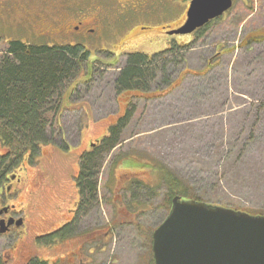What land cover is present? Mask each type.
<instances>
[{
  "label": "rangeland",
  "instance_id": "rangeland-1",
  "mask_svg": "<svg viewBox=\"0 0 264 264\" xmlns=\"http://www.w3.org/2000/svg\"><path fill=\"white\" fill-rule=\"evenodd\" d=\"M143 2L140 9L130 10L126 26L114 39L109 34L95 43L97 50L81 63V74L68 81L60 109L50 119L52 126L48 125L46 132L58 146L61 128L66 145L71 147L67 151L44 148L38 173L50 174L58 184L49 185L51 189L42 186L35 195L34 190L24 195L25 234L18 240L11 264H25L29 256L54 258L62 253L58 247L57 253H52L35 245L33 234L52 230L66 219L60 211L68 213L75 192L73 196L69 193L70 201L56 205V215L51 208L61 193L72 188L66 177L76 171L79 141L87 146L98 138L107 130V117L113 121L128 105L130 115L118 129L121 144L101 153L99 159L100 205L96 215L86 218L85 227L100 225L102 236L95 253L89 256V264H153L151 235L168 213L159 168L171 170L204 203L264 213V41L246 46L247 38L264 37V0H233L231 8L207 26L192 35L171 38L163 36L161 27L174 28L182 23L189 1ZM29 5L26 10L31 14L22 6H14L15 12L7 14L8 19L0 18V53L9 40L42 43L16 26L15 20H27L26 16L33 19L34 14L45 17L54 8L46 0H30ZM69 38L46 42L73 45L72 41H77ZM170 41L175 48L146 68L150 73L148 92L117 94L116 80L128 59L124 52L154 54L167 48ZM90 73L93 75L89 79ZM56 106H48L46 114ZM99 120L100 124L95 122ZM8 145L9 149L17 148L16 142ZM4 149L0 148L1 152ZM49 149L53 150L48 157ZM125 161L133 166H125ZM23 170L28 173L31 168L25 165ZM132 175L145 180L155 192H147L144 187L132 197L122 188ZM28 179V174L20 179L22 189ZM108 185L112 186V196ZM110 220L112 231L106 236ZM16 236L17 232L0 235V260L14 245Z\"/></svg>",
  "mask_w": 264,
  "mask_h": 264
},
{
  "label": "flooded vegetation",
  "instance_id": "flooded-vegetation-1",
  "mask_svg": "<svg viewBox=\"0 0 264 264\" xmlns=\"http://www.w3.org/2000/svg\"><path fill=\"white\" fill-rule=\"evenodd\" d=\"M43 1V0H42ZM190 2V0H188ZM30 0H0V18L8 19L7 14H12L14 6H22L25 8H29ZM46 3L51 4L54 8L51 11L45 14V17H40L37 14H34L33 19L30 16H26L27 20L23 17L15 20L17 21L15 24L18 27H22L28 34H32L34 37H38L42 40L41 44L47 45H68V44H51V42H46L47 40H56L61 38H66L69 36V39H77V41H72L73 45L82 46L83 49L87 52V58L90 53H94L96 49V42H99L104 37H108L109 34H112V39L115 38L117 32L122 26H126L128 14L130 10H134L136 8H141L145 3L143 0H46ZM233 3V0H232ZM189 5V3H188ZM133 7V8H132ZM188 8V7H187ZM187 10V9H186ZM28 14H31V10L25 11ZM104 15V13H106ZM5 15V16H4ZM184 19L182 23L175 26L174 28H168L170 26L166 25L161 27L163 29V36H168L171 38L176 34H170L169 31L174 30L181 26L186 18V11L183 12ZM12 17V16H11ZM59 17V19H57ZM11 22L13 18L9 19ZM37 21V28L35 29L34 23ZM122 24V25H120ZM118 27V28H117ZM139 28V27H138ZM140 30V28H139ZM186 34L192 35L195 31ZM132 31V30H131ZM168 38V39H169ZM260 39V36H253L247 38L246 46L254 43L264 41V37ZM25 42V41H23ZM26 43H29L26 41ZM169 45L167 48L161 50L164 51L172 47L171 41L168 42ZM131 46L126 49L130 50ZM125 50V49H124ZM123 51V50H122ZM121 51V52H122ZM160 51V52H161ZM134 52V51H132ZM124 52L125 55L132 53ZM113 55V54H112ZM88 60V59H87ZM88 73V72H87ZM81 74V73H79ZM86 74V73H84ZM83 74V75H84ZM93 73H90L88 78H92ZM86 78V79H88ZM128 91H139L140 90H124L122 92ZM119 92V93H122ZM148 92V91H146ZM117 92V94H119ZM70 96V95H69ZM61 104V102H60ZM129 106H127L126 110H129ZM125 110V111H126ZM125 111L121 112L122 114L118 115L113 121L112 118L107 117L108 121L106 124L107 130L104 133H101L98 138H94L90 141L87 146L83 145L81 141H79L81 147L77 150L76 158L77 164L75 165L76 171H72L67 174V181L71 184V189L66 190L64 193L60 194V199L57 202H54L52 205V213L55 215L57 211L55 209L56 205L59 203L64 205L66 201H70L72 197L69 193L74 195L72 202H69L71 206L68 210V213L64 214L65 211L61 210L60 213H63L66 218L63 223L57 224L53 229L42 231L44 233L37 234L33 239L35 245H40L48 249V251H52V253H57L58 249L61 248L62 253H58L54 258H45L40 256H29L28 260L25 264H32L33 262H43L44 264H56V261L61 264H89L91 258L89 257L91 254L95 253L96 246L99 244L102 229L100 225L95 228V223L91 228H86V218L91 215H96L97 210L100 205V196L98 195V185H97V176L100 168V156L101 153L106 154V152H111L116 146H119L121 143L112 146L104 140L105 138H112L109 135V128L118 123L119 119H122ZM95 122H101L95 121ZM95 124V123H93ZM100 124V123H99ZM59 136L61 140V145L55 146L53 145L55 140L51 138L46 143H40L38 149L31 151L30 153L25 154L22 158L17 159L10 168L3 173V176H0V235H7L10 233L17 232L16 240L14 245L6 251L4 255V259H2V264H11L15 259L14 254L16 253L15 248L17 247L18 240L22 238V234H25V226H26V206L25 205V194L33 191L35 195L38 193V189L40 187H45L49 185H56L58 182H55L51 179L50 174L44 175V173H38V168L40 163V159L44 158V148L57 147L60 151H67L71 146L66 145L64 141V135L59 128ZM57 142V141H56ZM63 143V145H62ZM0 148L4 149L2 144L0 143ZM53 149H49L48 157L52 154ZM5 149L3 152L0 150V163L5 160ZM87 156L95 157V166H97L96 172L94 170L91 171V178L93 182L92 193L85 192L84 184L82 180L83 175V163L84 159ZM110 157V154L108 158ZM42 162V161H41ZM27 165L31 168L30 172L24 173L23 167ZM125 166H133L130 162L125 161ZM129 167V168H131ZM110 169L112 170V160L110 163ZM48 171L47 173H49ZM25 174L29 175V179L24 185L23 189L21 188L20 179L25 178ZM71 175V176H70ZM69 176V177H68ZM47 179V180H45ZM112 181V178H111ZM123 184V190L126 192H131V196L136 193V191H140L144 187L145 190L150 193H154L153 187L148 185L145 180L138 177L137 175H132L127 178ZM161 182L163 183V179L161 176ZM43 183V184H41ZM20 186V187H19ZM74 186V187H73ZM109 194L112 196V186H106ZM51 189V188H50ZM157 191V189L155 188ZM149 193V194H150ZM147 194V195H149ZM146 195V196H147ZM138 198V197H137ZM72 204V205H71ZM112 207V201L109 202ZM137 205H142L137 202ZM164 207V206H162ZM99 212V211H98ZM99 219V218H98ZM97 219V220H98ZM95 221V220H94ZM56 224L53 223V225ZM22 227V229H21ZM109 231L106 236H110L112 231V220L109 221L107 227H105ZM15 231V232H14ZM40 233V232H38ZM21 240V239H20ZM60 246V247H59Z\"/></svg>",
  "mask_w": 264,
  "mask_h": 264
},
{
  "label": "trees",
  "instance_id": "trees-1",
  "mask_svg": "<svg viewBox=\"0 0 264 264\" xmlns=\"http://www.w3.org/2000/svg\"><path fill=\"white\" fill-rule=\"evenodd\" d=\"M6 46L5 51L0 53V143L9 153L5 155V160L2 157L1 177L17 159L38 149L40 143L49 141L51 137L47 135L46 129L48 125L52 126L50 119L60 109L61 104L58 102L64 89L69 80L79 75L81 63L87 60V52L79 45L35 44L15 39L6 42ZM174 48L154 54L139 51L127 54L126 65L120 69L116 80L117 92L130 89L148 91L150 73L146 68L151 61ZM52 105L56 107L49 118L50 114L46 113H49L50 109L47 108L48 106L51 108ZM129 115L130 111L126 110L122 119L109 128V135L112 138H105L107 143L115 146L122 142L118 140V129ZM8 142L10 144L16 142L17 148L9 149ZM94 162L95 157L87 156L83 163L81 181L86 189L85 192L89 195L93 188L91 171L96 172L98 166V163L95 166ZM159 171L166 187L165 207L168 212L171 200L175 196L181 199L204 201L171 170L159 168ZM253 215H264V213H253ZM0 264H2L1 260ZM32 264L44 263L36 261Z\"/></svg>",
  "mask_w": 264,
  "mask_h": 264
},
{
  "label": "water",
  "instance_id": "water-1",
  "mask_svg": "<svg viewBox=\"0 0 264 264\" xmlns=\"http://www.w3.org/2000/svg\"><path fill=\"white\" fill-rule=\"evenodd\" d=\"M231 6L232 0H190L184 23L169 33L189 34ZM151 252L153 264H264V215L175 196L152 232Z\"/></svg>",
  "mask_w": 264,
  "mask_h": 264
}]
</instances>
